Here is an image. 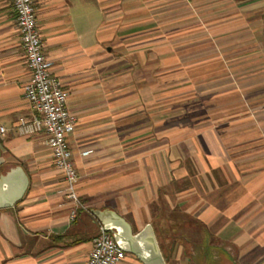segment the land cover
I'll return each instance as SVG.
<instances>
[{
    "label": "crops",
    "instance_id": "1",
    "mask_svg": "<svg viewBox=\"0 0 264 264\" xmlns=\"http://www.w3.org/2000/svg\"><path fill=\"white\" fill-rule=\"evenodd\" d=\"M32 5L76 117L67 146L81 207L46 136L16 132L30 119V73L0 0V171L27 179L0 208V264H85L104 210L133 234L150 225L164 264H264V0ZM124 254L120 264H144Z\"/></svg>",
    "mask_w": 264,
    "mask_h": 264
},
{
    "label": "built area",
    "instance_id": "2",
    "mask_svg": "<svg viewBox=\"0 0 264 264\" xmlns=\"http://www.w3.org/2000/svg\"><path fill=\"white\" fill-rule=\"evenodd\" d=\"M20 46L24 53L26 67L30 73L23 87V98L30 110V119H20L16 132L31 137L43 133L46 136L54 167L60 171L66 198L75 207H81L75 193L76 170L71 160L67 139L76 124L75 115L68 109L67 91L52 76L50 63L42 53L41 39L36 28L32 0H10ZM4 130L0 128V133ZM74 218V213L71 214ZM112 235L102 226L91 240V247L85 264H120L124 259Z\"/></svg>",
    "mask_w": 264,
    "mask_h": 264
},
{
    "label": "water",
    "instance_id": "3",
    "mask_svg": "<svg viewBox=\"0 0 264 264\" xmlns=\"http://www.w3.org/2000/svg\"><path fill=\"white\" fill-rule=\"evenodd\" d=\"M4 160L0 157V167ZM13 190L9 199H4V187ZM27 186L26 176L20 169L9 171L5 174L0 171V208L11 207L18 201ZM94 217L106 232L112 235L117 247L124 253L134 255L144 264H164L156 239L150 225L133 234L130 225L111 211H95Z\"/></svg>",
    "mask_w": 264,
    "mask_h": 264
},
{
    "label": "trees",
    "instance_id": "4",
    "mask_svg": "<svg viewBox=\"0 0 264 264\" xmlns=\"http://www.w3.org/2000/svg\"><path fill=\"white\" fill-rule=\"evenodd\" d=\"M237 2H249V1H252V0H236Z\"/></svg>",
    "mask_w": 264,
    "mask_h": 264
}]
</instances>
